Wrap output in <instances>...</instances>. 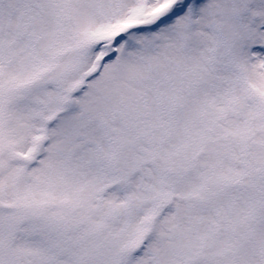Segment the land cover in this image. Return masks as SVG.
Listing matches in <instances>:
<instances>
[{"label":"snow or ice","instance_id":"6c2138e0","mask_svg":"<svg viewBox=\"0 0 264 264\" xmlns=\"http://www.w3.org/2000/svg\"><path fill=\"white\" fill-rule=\"evenodd\" d=\"M0 264H264V0H0Z\"/></svg>","mask_w":264,"mask_h":264}]
</instances>
